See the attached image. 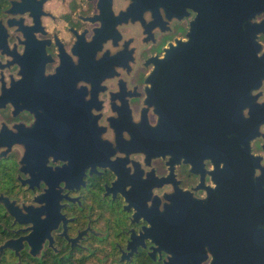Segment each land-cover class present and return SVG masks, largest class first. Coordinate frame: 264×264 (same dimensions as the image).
Wrapping results in <instances>:
<instances>
[{
  "label": "flooded vegetation",
  "instance_id": "flooded-vegetation-1",
  "mask_svg": "<svg viewBox=\"0 0 264 264\" xmlns=\"http://www.w3.org/2000/svg\"><path fill=\"white\" fill-rule=\"evenodd\" d=\"M0 196V264H264V0H0Z\"/></svg>",
  "mask_w": 264,
  "mask_h": 264
},
{
  "label": "water",
  "instance_id": "water-1",
  "mask_svg": "<svg viewBox=\"0 0 264 264\" xmlns=\"http://www.w3.org/2000/svg\"><path fill=\"white\" fill-rule=\"evenodd\" d=\"M189 48L190 51H186L183 54L177 49V45H172L169 47L162 57L154 58L155 66L151 73L148 75L149 79L153 85L162 86V85H169L174 84V80L180 75L179 72L181 70H186L187 66L181 65V61L190 60L191 57L183 58L182 55H192V44H190ZM202 53V52H200ZM225 51L223 50H216V64L220 62H225ZM225 76V68L220 65L216 66V77H223ZM170 81V82H166ZM173 81V82H171ZM8 198H4L0 196V201L4 202L8 206L9 212L17 218L18 208L13 205V202L7 201ZM13 240L7 241L4 245H0V249L5 245H12ZM264 247V243H263ZM264 251V250H263Z\"/></svg>",
  "mask_w": 264,
  "mask_h": 264
},
{
  "label": "trees",
  "instance_id": "trees-1",
  "mask_svg": "<svg viewBox=\"0 0 264 264\" xmlns=\"http://www.w3.org/2000/svg\"><path fill=\"white\" fill-rule=\"evenodd\" d=\"M0 218H1V212H0Z\"/></svg>",
  "mask_w": 264,
  "mask_h": 264
}]
</instances>
